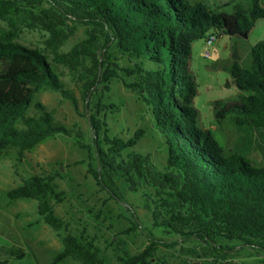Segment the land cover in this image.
<instances>
[{"label":"trees","instance_id":"16d2710c","mask_svg":"<svg viewBox=\"0 0 264 264\" xmlns=\"http://www.w3.org/2000/svg\"><path fill=\"white\" fill-rule=\"evenodd\" d=\"M42 4L48 6L42 10L43 27L54 45L68 36L56 27L55 18L87 28L84 40L54 57L81 70L84 98L98 95L118 78L148 108L164 139L167 155L160 168L150 154L133 149L141 130L127 140L110 136L99 113L113 105L91 107L89 99L91 136L83 147L89 151L86 172L99 188L117 202L124 189L148 190L154 226L181 241L199 243L216 258L238 248L264 256V39L251 46L248 63L234 62L228 69L240 91L237 100L213 102L215 118L227 119L238 133L231 149L219 145L211 129L198 126L191 71L194 42L209 32L248 33L264 19V0H249L248 7L234 4L229 13L192 0H0V19L11 27L0 36V155L13 147L21 157L48 138L69 134L35 101L40 90L57 92L77 106L45 54L14 40L8 13L21 9L31 18ZM86 58L88 65L82 64ZM253 150L259 151L261 164L250 158ZM6 196L36 199L45 224L55 230L65 227L53 209L52 201L60 202L63 192L52 176L33 175ZM132 224L138 227L137 220ZM145 237L140 252L117 255L115 264H156V251L176 244L152 232ZM62 243L49 264L69 257L82 264H108L90 237L67 233ZM23 255L19 247L0 245V264Z\"/></svg>","mask_w":264,"mask_h":264},{"label":"rangeland","instance_id":"374dc122","mask_svg":"<svg viewBox=\"0 0 264 264\" xmlns=\"http://www.w3.org/2000/svg\"><path fill=\"white\" fill-rule=\"evenodd\" d=\"M192 1H202L211 9L228 13L234 4L249 6V0ZM46 8V4L38 6L34 9L36 15L31 18L21 9L9 12L15 24L14 40L27 47L38 48L45 54L64 87L77 101V106L57 92L40 90L35 95V101L42 103L52 114L53 121L65 126L69 134L48 138L25 151L21 157L13 147L0 155V244L19 247L24 252L23 257L10 258L7 264H49L52 256L62 248V239L67 233L92 238L108 264H115L117 255L140 252L147 244L145 235L148 232L168 242L176 241L174 246L160 247L156 251V264H264V256L249 248L233 250L224 259L216 258L199 243L181 241L175 235L155 227L151 215L154 204L146 189L141 188L136 192L124 189L123 200L117 202L99 188L86 172L89 151L83 147L90 144L91 136L90 110L85 106L89 99L92 101L91 107H96L98 103L113 105L99 113L106 122L110 136L127 140L141 130L133 149L150 154L160 168L165 164L167 155L164 139L154 127L148 108L118 78H113L108 89H101L98 95L84 98L81 70L76 71L67 64L57 62L54 57L58 53L68 52L84 40L87 28L75 21L55 18L56 27L63 29L68 36L62 43L54 45L50 32L43 27L42 10ZM9 29V22L0 19V36ZM263 39L264 19H259L246 37L219 35L210 49L209 58L203 55L202 39L192 45L191 71L197 85L194 105L199 112L198 126L211 129L225 150L233 147L238 133L227 119L218 121L215 118L213 102L237 100L240 91L231 80L227 64L233 59L235 51H245ZM248 59L249 53L241 58L240 64L248 63ZM82 64L88 65L89 59H82ZM34 110L31 108L30 112ZM250 158L257 164L263 162L257 150L251 152ZM33 175L52 176L57 190L63 192V199L60 202L52 201V205L55 213L64 221V228L55 230L43 222L37 213L36 199H9L6 196L8 190L23 184ZM135 220L138 221L137 228L132 224ZM58 264L82 263L69 257Z\"/></svg>","mask_w":264,"mask_h":264},{"label":"built area","instance_id":"2783aa9c","mask_svg":"<svg viewBox=\"0 0 264 264\" xmlns=\"http://www.w3.org/2000/svg\"><path fill=\"white\" fill-rule=\"evenodd\" d=\"M218 39V35L214 32H209L202 40L204 41L203 55L205 58L211 56V47L215 44Z\"/></svg>","mask_w":264,"mask_h":264},{"label":"crops","instance_id":"0c3cea01","mask_svg":"<svg viewBox=\"0 0 264 264\" xmlns=\"http://www.w3.org/2000/svg\"><path fill=\"white\" fill-rule=\"evenodd\" d=\"M256 24V23H255ZM251 32V30L247 33V34H249ZM246 34V35H247ZM246 35L244 36V35H238V36H243V37H246ZM217 42V41H216ZM253 45V44H252ZM251 45V46H252ZM251 46L247 49V50H245V51H243V50H237V51H235V54L237 55V57H234V54H233V59L229 62V64H227V70L229 69V67L231 66V64L232 63H234V62H237V63H239L240 64V60H241V58L244 56V55H246L247 53H249V51H250V48H251ZM229 73V72H228ZM230 101V100H229ZM0 245H2V244H0ZM7 264V263H6Z\"/></svg>","mask_w":264,"mask_h":264},{"label":"water","instance_id":"95a60500","mask_svg":"<svg viewBox=\"0 0 264 264\" xmlns=\"http://www.w3.org/2000/svg\"><path fill=\"white\" fill-rule=\"evenodd\" d=\"M246 34H247V33H243L242 35H244V36H245ZM234 57H237V55H236L235 53H234Z\"/></svg>","mask_w":264,"mask_h":264}]
</instances>
